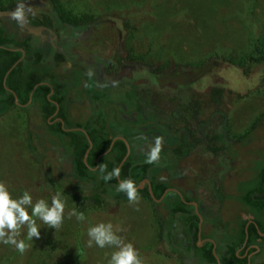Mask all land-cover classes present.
<instances>
[{
  "label": "rangeland",
  "instance_id": "1",
  "mask_svg": "<svg viewBox=\"0 0 264 264\" xmlns=\"http://www.w3.org/2000/svg\"><path fill=\"white\" fill-rule=\"evenodd\" d=\"M44 1L40 9L43 14L51 13L55 19V15H63L69 25L77 17L97 18L99 31L104 34L100 38L109 41L111 48L120 43L114 59L115 77L133 74L136 81H142L137 98L143 109L139 103L124 98L129 89L125 78L98 83L99 91L95 92L101 99L94 105L93 99L89 102L95 107L93 113L104 114L111 108L117 113L115 118L111 115L114 120L124 121L119 124H133L130 146L150 151L155 144H146L148 126H144L142 114L138 113L141 109L149 118L153 113L160 115L161 121L169 120L175 127L182 124L180 118L173 119L175 112L180 114L191 105L201 107L203 120L214 115L215 130L223 124L226 133L216 146L227 145V138L238 142L219 154L200 145L180 160L161 144L160 157L155 162L172 188L184 194L196 193L206 222L212 223L215 212L224 207V192H231L236 179L247 178L253 166L264 162V63L258 60L255 49L264 41V0ZM1 24L16 26L7 18H2ZM159 71L182 72L195 81L180 89L161 88ZM217 89L222 91V99L220 113L214 114L217 108L212 98ZM122 108L125 114H121ZM131 112L137 122L129 119ZM31 122L29 129L44 132L38 114L31 116ZM26 127L23 115H0V182L13 199L28 191L33 204L43 199L51 205L52 196L59 192L65 209L59 228L37 220L39 238L27 239L26 224L18 229L15 238L26 244L22 253L14 245L0 242V264H108L112 253L118 251L115 246L100 248L94 241L88 245V229L100 223H111L113 232L138 251L141 264H181L161 240L163 230L148 197L140 195L130 202L109 194L103 205L79 207L61 184L51 182L41 172L44 162L29 150ZM154 127L155 132L162 130L159 124ZM35 143L40 152L53 151L59 144L50 136L38 138ZM49 154L51 177L67 176L72 171L67 153ZM73 210L82 213L84 220H77L71 214ZM28 211L31 215L30 208ZM252 257L254 264H264V251ZM186 264L197 263L188 260Z\"/></svg>",
  "mask_w": 264,
  "mask_h": 264
},
{
  "label": "trees",
  "instance_id": "2",
  "mask_svg": "<svg viewBox=\"0 0 264 264\" xmlns=\"http://www.w3.org/2000/svg\"><path fill=\"white\" fill-rule=\"evenodd\" d=\"M60 17L64 21L65 18L59 15V19ZM15 40L11 34L0 30V43ZM255 49L259 54L258 60L264 63V41L258 43ZM1 52L5 53L4 51ZM188 75L184 76L182 72L159 71V85L161 88L180 89V87L191 85L195 81ZM55 85L56 92L64 91L62 96H68V89L61 82ZM43 90L49 91V88L40 86L35 91V98L39 101L37 103L48 102L46 96H39ZM221 93L220 89L214 92L212 100L217 108L214 114L220 113L218 109L221 106ZM190 107H186L180 114L176 111L173 115L175 120L180 118L182 124L179 126L173 127L169 120L161 121L159 115V128L162 127V130L158 133L155 132L154 128L149 127L144 134L146 144L155 142V139L159 137L161 144L173 156L184 158L200 145H204L211 152L219 154L222 150H231L238 143L227 138L225 139L228 142L227 145L216 146L226 133L223 124L215 130L214 115L203 120L201 107L192 105ZM64 108L66 109L65 113L71 117L70 105L64 102ZM64 108L62 110H65ZM121 111L122 113L125 112L123 108ZM63 115L65 116V114ZM45 116L47 115L39 114L40 118H45ZM84 117V119L74 117L75 119L72 120L81 126L90 124V127L85 126L84 130L47 127L43 129L44 132L38 133L37 129H27L29 150L32 154L38 155L40 161L43 160L41 172L44 173V176H47L51 182L61 184L79 207L103 205L105 197L109 194L120 200H127L125 192L117 191L118 177L105 181L102 176L111 172L114 167H119L128 152L127 146L122 140H116L111 148L113 140L117 137H123L128 141L131 138L132 129L125 127V124H119V122H124L123 120H110L100 113L86 114ZM44 123L48 125L47 121ZM48 136L58 140V147L53 149L50 147L56 154L64 151L70 157L72 171L68 172L67 176L57 175L54 177L53 175L51 177L52 170L48 165L52 156L49 153L54 152H40L36 147V139ZM88 137L91 139L93 147L85 162V154L90 147ZM130 147V156L120 169L121 181L130 179L137 187L142 181L148 179L155 198L160 199L167 189L173 187V184L168 178L161 175L162 171L160 168L158 170L155 162H147L149 148ZM143 152L145 154L139 157ZM101 155L103 156L100 158ZM101 167H104L103 173L100 171ZM57 172L61 173L59 168H57ZM250 172L247 178L236 179V186L231 192H224V207L219 208L217 213L215 212L213 215L215 219L212 223L206 222L204 211L200 208L202 207L201 202H199L196 193L184 194L181 192L183 195V199H181L176 192L171 191L157 205L146 185L144 189L137 190V196L148 197L156 207L157 222L163 230L161 240L168 244V250L178 257L181 264H186L188 260L197 264H218L217 256L220 264H254V257L249 258L250 254L258 253L259 250L260 252L264 251V237L259 233H264V162L253 166ZM60 176H63V179L58 182ZM187 202H197L198 211L203 217L201 237L204 243L202 247L198 246L200 219L195 207L188 205ZM252 245H257L259 250L251 247Z\"/></svg>",
  "mask_w": 264,
  "mask_h": 264
},
{
  "label": "flooded vegetation",
  "instance_id": "3",
  "mask_svg": "<svg viewBox=\"0 0 264 264\" xmlns=\"http://www.w3.org/2000/svg\"><path fill=\"white\" fill-rule=\"evenodd\" d=\"M35 1L38 3L30 4ZM44 5V0H8V2L0 3V10L14 11L24 18L19 20L14 17H3L10 19L17 27L0 25V30L11 34L16 39L0 43V115L10 113L23 115L27 129L32 125L31 116L40 114L47 115L45 118H40L42 128L84 130L85 126L90 127V124L81 126L72 120L75 119L74 117L84 119L86 114H93L92 111L95 109L93 105L101 99L95 92V90L99 91L98 83L103 85L104 80L122 81L124 78L127 79L126 87L129 88L124 98L131 103H139L137 94L140 93L142 81H136L133 74H127L123 78L115 77L114 59L119 51L120 43L116 44L117 48H111L109 41L100 38L104 34L99 31L100 22L97 18L77 17L70 21L71 25H69L65 22L67 19L63 21L58 15H55V19L51 17L53 15L51 13L45 15L43 11L40 12ZM75 16L78 14L76 13ZM24 23L27 27H42L40 34L30 33L24 27ZM94 23L97 24L94 25ZM63 24L67 26L63 27ZM58 82L68 89L67 97L62 96L64 91H55L54 86ZM40 86L49 88V91L43 90L39 94L40 97L46 96L48 99V102L42 104L37 103L39 101L35 98V91ZM92 99L93 105L89 102ZM64 102L71 107V117L65 113ZM137 105L142 107L140 103ZM142 109L138 113L142 114L144 126L155 128L154 125L159 124V116L153 113V116L149 118L146 116V111ZM103 113L100 114L110 120H114L117 115L111 108H107ZM130 114L132 116L129 119L137 122L133 116L134 113ZM44 120L48 122V125L44 123ZM124 126L128 129L134 128L131 122ZM185 158L187 157L179 158V160ZM155 203L159 205V202ZM187 203L193 206L191 204L193 202ZM255 246L257 245L251 247ZM253 254L256 252L250 254L251 258Z\"/></svg>",
  "mask_w": 264,
  "mask_h": 264
},
{
  "label": "clouds",
  "instance_id": "4",
  "mask_svg": "<svg viewBox=\"0 0 264 264\" xmlns=\"http://www.w3.org/2000/svg\"><path fill=\"white\" fill-rule=\"evenodd\" d=\"M161 153V139L157 137L155 144L151 147L147 154V162H156ZM104 172V167L100 168ZM120 169L114 167L111 172L102 176L105 181L112 180L114 177L120 176ZM117 191L125 192L130 202L137 200V188L130 179L122 180ZM31 209L29 215L28 209ZM65 202L61 198V194L57 192L51 198V205L47 201L41 199L35 204L32 203V197L28 191H25L22 196L13 199L7 186L0 182V242L4 244L14 245L21 253L25 250L26 244L24 240H17L15 237L19 235L18 229L21 226L27 225V239L32 240L35 236L40 237V228L37 220L42 221L51 228H59L64 214ZM75 215L77 220H84L82 213H77L75 210L71 213ZM7 229V231H5ZM88 245L91 246L93 241L95 244L104 248L107 246H115L118 251L111 255L108 264H141L138 251L131 243H124L120 237L113 232L111 223H100L88 229Z\"/></svg>",
  "mask_w": 264,
  "mask_h": 264
},
{
  "label": "water",
  "instance_id": "5",
  "mask_svg": "<svg viewBox=\"0 0 264 264\" xmlns=\"http://www.w3.org/2000/svg\"><path fill=\"white\" fill-rule=\"evenodd\" d=\"M34 3H38V1L31 2L30 4H34ZM3 17H14V18H17V19H19V20H23V19H24L21 15L17 14V13L14 12V11L0 10V18H3ZM24 27H25L30 33H35V34H37V35L40 34V31L42 30V27H27L25 23H24ZM88 140H89V143H90V147H89V149L87 150V152H86V154H85V159H84L85 162L87 161V158H88V155H89V151H90V150L92 149V147H93V144H92L91 139H90L89 137H88ZM116 140H122L123 142H125V144H126V146H127V150H128V152H127L125 158L123 159L122 163H121V164L119 165V167H118L119 169H121V167L123 166V164L126 162V160L128 159V157L130 156L131 149H130V144H129V142H128L125 138H123V137H117V138H115V139L113 140V142H112L111 148H112V146H113V144H114V142H115ZM111 148H110V150H111ZM102 156H103V155H101L100 158H101ZM118 181H119V183L121 182L120 177H118ZM145 184H147V186H148V190H149V193H150L152 199H153L155 202H159V203H160V202L165 198V196H166L169 192H171V191L176 192V193L181 197V199H183V195H182V193L179 192V191L176 190V189H173V188H169V189H167V190L165 191V193L163 194V196H162L160 199H156L155 196H154V194H153V191H152L151 183H150V181H149L148 179L142 181V182L136 187L137 190H142V189H144ZM191 204L195 207L196 213L198 214L199 219H200L199 235H198V246H199V247H202V245H203V243H204V241H202V239H201V225H202V223H203V217L200 215V213H199V211H198V204H197L196 202H193V203H191ZM248 225H249V224H248ZM248 225H247V228H248ZM247 228H246V231H247ZM259 233H260V235H261L262 237H264V233H261V232H259ZM247 240H248V235H247ZM247 240L245 241V245H246V243H247ZM255 248L257 249V251L259 250L258 246H255ZM250 257H251V255L249 256V258H250ZM217 259H218V264H220V261H219L218 256H217Z\"/></svg>",
  "mask_w": 264,
  "mask_h": 264
}]
</instances>
